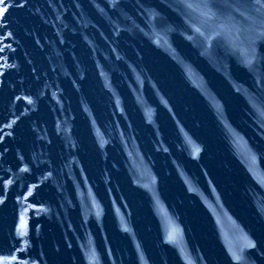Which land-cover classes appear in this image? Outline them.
Here are the masks:
<instances>
[{"label": "water", "instance_id": "water-1", "mask_svg": "<svg viewBox=\"0 0 264 264\" xmlns=\"http://www.w3.org/2000/svg\"><path fill=\"white\" fill-rule=\"evenodd\" d=\"M3 9L0 264H264V0Z\"/></svg>", "mask_w": 264, "mask_h": 264}, {"label": "snow or ice", "instance_id": "snow-or-ice-1", "mask_svg": "<svg viewBox=\"0 0 264 264\" xmlns=\"http://www.w3.org/2000/svg\"><path fill=\"white\" fill-rule=\"evenodd\" d=\"M188 6L191 7V4H189ZM6 11H7V9L0 10V12H6ZM210 18H211V17H210ZM196 31L199 32L200 30L197 28ZM201 34H202V33H201Z\"/></svg>", "mask_w": 264, "mask_h": 264}]
</instances>
